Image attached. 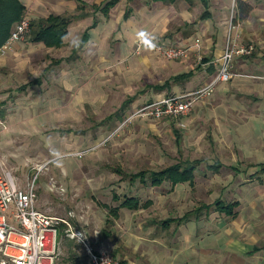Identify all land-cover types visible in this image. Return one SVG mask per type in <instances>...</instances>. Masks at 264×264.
I'll return each instance as SVG.
<instances>
[{
	"label": "crops",
	"instance_id": "obj_1",
	"mask_svg": "<svg viewBox=\"0 0 264 264\" xmlns=\"http://www.w3.org/2000/svg\"><path fill=\"white\" fill-rule=\"evenodd\" d=\"M19 2L26 9L25 17L33 26L46 22L49 17L64 18L68 20L69 25L63 46L59 49L47 48L43 43H34L31 28L27 35L28 45L17 44L14 53L8 55L5 54L8 53L9 47L4 46L0 50V113L3 109V116L9 126L7 132L0 129V148L5 140L8 141L6 134L11 138L14 135L16 139L30 135L28 132L21 133L20 127L14 124L13 117L5 110L9 105L4 94L10 91L24 92L26 87L39 88L41 82L36 78L19 88L16 84L11 85L9 81H4L2 76V73L8 71L9 75L21 78L25 72H19L11 67L10 61H16V57L23 58L26 55L25 48L37 49V52L43 53L39 54L41 76L48 73V77L54 74H58L59 79L61 77V83L59 79L56 82L58 86L55 91L52 82L50 85L49 79L45 77L48 85L45 92L48 96L39 107L46 110L51 108L50 113L57 115L49 119L50 125L80 124L83 120L81 114L84 106H94L100 101L102 103L105 94L112 95L111 92L119 89L116 85L124 81V78L131 79L132 83V89L128 93L130 99L120 107L126 114L128 108L133 113L167 97L196 92L210 83L217 74L218 62L224 54L233 16L236 29L232 35L239 36V44L251 45L255 49L252 57L234 60L233 73L237 76H252L255 79L237 77L230 83L218 85L211 97L194 105L192 112L197 115L203 109L208 110L210 118H217L215 123L222 125L223 138L227 141H244L246 120L248 118L254 121L253 127H247L253 148V158L247 160L253 159L254 162L242 169L241 163L248 162L247 160L240 162L238 167H229L236 176L241 177V181L249 180V184L253 183L255 194L253 198L248 196L250 204L244 207L243 202L225 203L217 200L213 214L219 216L209 215L210 206H205L203 213L196 208L182 216L157 218L148 216L149 220L143 223L142 227L138 226L141 229V236L136 237L137 241L127 240L132 242L131 257H124L120 252L116 257L122 261L118 262L112 257L117 264H264V0H206V5L203 0H177L174 3L151 0H19ZM143 35L152 36L156 43L165 42L177 47H186L195 40H200L201 48L199 52H191L185 59L166 61L161 59L153 48L137 53V42ZM120 62L125 64L120 65ZM6 67L11 68L5 69ZM131 70L132 73L129 75ZM134 85L139 88L138 94H133ZM55 92H60V95H55ZM228 92L232 93L231 97L227 95ZM244 96L252 101H247ZM85 97L91 102L86 101ZM218 98L223 102L214 104ZM142 101L144 103L140 104ZM135 102L137 104L134 106ZM252 103L257 111L253 115H248L245 109ZM102 105L104 104L94 107ZM1 116L2 114L0 118ZM225 117L232 118L231 123L236 126L225 125ZM107 119L109 121L114 119L116 122V127L107 135L113 133L114 137L123 130L124 127L122 130L119 128L121 117L113 114ZM174 120L176 119L141 123L153 129L160 123L170 124ZM64 134L83 138L86 133L79 130L75 134L69 129ZM96 137L100 140L97 134ZM1 164L4 171L6 164L3 157ZM177 164L182 167L194 165L196 167L194 174L199 166L198 160L171 166ZM222 167L221 163H216L208 169L217 174ZM148 172L157 173L142 171L127 175L121 168L115 170V174L122 180L129 179L133 184L139 182L152 189H159L165 184H169L172 190L186 184L190 185L183 183L172 186L165 182L161 186L153 187L148 181L134 178L135 175ZM19 189L27 191L28 186L26 190ZM34 191L36 194L35 188ZM126 199L139 201L140 208L131 210L122 207ZM112 201L118 206L112 208L108 204L95 202L106 210L108 218L105 223L113 227L123 211L134 213L152 206V201L141 204L137 198L128 196L119 198L116 194L112 196ZM217 204L234 205L232 214L219 211ZM114 209L117 210L115 214L110 211ZM134 226L128 222L124 224L121 222L118 226L119 234L130 232ZM122 244L124 243L121 241ZM99 253L110 254L107 251Z\"/></svg>",
	"mask_w": 264,
	"mask_h": 264
},
{
	"label": "rangeland",
	"instance_id": "obj_2",
	"mask_svg": "<svg viewBox=\"0 0 264 264\" xmlns=\"http://www.w3.org/2000/svg\"><path fill=\"white\" fill-rule=\"evenodd\" d=\"M28 38L29 36H25L23 40L10 46L5 55L14 53L17 44L28 45ZM112 46L113 43L111 49ZM24 51L26 55L10 61V66L25 73L19 78L9 75L6 70L5 74L2 73L3 79L21 88L39 78L41 85L39 88L26 87L24 92L10 91L4 94L9 105L5 110L13 117L14 124L20 127V132H28L30 135L16 139L14 135L11 138L6 134L8 141L2 139L4 142L0 148V169L3 157L6 164L4 171L14 178L19 188L26 190L27 186H34L36 189L35 208L68 223L64 228L61 226L59 231V251L55 264H90L87 248L93 253L107 251L118 262L122 261L116 257L118 252L124 254V257H131L132 242L127 240L137 241L136 237L141 236L138 226L142 227L149 220L148 216H182L196 208L203 213L205 206L211 207L208 210L210 216H219L213 214L217 200L225 203L243 202L242 206L248 207V196L253 198L255 194L253 183L249 184V180L241 181V177L236 176L229 167H238L240 162L253 158L251 137L247 130V127H253V120H246L248 125H245L244 141L224 140L222 125L216 124L217 118L211 119L206 109L197 115L193 111L187 117L176 119L170 124L160 123L153 129L142 124L141 119H133L123 125L135 112L132 113L128 108L126 114L125 110H120L121 105L130 99L128 93L132 89L131 79L124 78V81L116 85L119 89L111 92L113 96L105 94L104 101L95 104L104 105L84 106L80 124L50 125L49 119L57 115L50 113L51 108L41 109L39 105L44 104L43 101L48 96L45 92L48 87L45 79H49L50 85L52 82L55 91L58 74L48 77L47 73L41 76L39 54L43 53L29 48ZM121 64L124 65L125 62H120ZM131 73L132 70L129 75ZM237 77L255 79L252 76L236 75L233 80ZM59 82L61 83V77ZM136 93H139V88L134 85L133 94ZM55 95L59 96L60 92ZM227 95L231 97L232 93L228 92ZM85 98L91 102L87 100L88 97ZM218 102L223 101L218 98L214 104ZM143 103L144 101L140 104ZM136 104L137 102L133 105ZM256 111L253 103L245 109L248 115H253ZM3 113L1 109V118L6 125L3 131L7 132L9 126ZM113 114L122 118L119 128H125L114 137L113 133L107 135L116 127L114 119H107ZM231 121L232 118L225 117L224 124L235 127ZM69 129L75 134L84 130L86 134L83 138H76L73 134L64 136V132ZM96 134L100 140H97ZM195 160H198L199 166L194 185L186 184L174 190L169 184L159 189H152L139 182L133 184L129 179L122 180L115 174L117 168L130 175L142 171L157 172L176 163ZM247 161L241 163V169L254 162L253 159ZM216 163H221L223 167L214 174L208 167ZM114 194L119 198H137L141 204L152 201V206L134 213L123 211L114 227L109 226L105 223L108 218L106 210L95 201L115 208L118 204L112 201ZM8 222L18 227L14 220L8 219ZM121 222L135 226L130 232L120 235L118 226ZM73 234H80L83 242L72 238ZM121 241L124 244L121 245Z\"/></svg>",
	"mask_w": 264,
	"mask_h": 264
},
{
	"label": "built area",
	"instance_id": "obj_3",
	"mask_svg": "<svg viewBox=\"0 0 264 264\" xmlns=\"http://www.w3.org/2000/svg\"><path fill=\"white\" fill-rule=\"evenodd\" d=\"M30 20L24 17L12 31L6 47L23 40L30 32ZM223 56L215 78L196 92L186 95L167 97L150 103L133 113L123 125L133 119L158 122L165 119H178L190 114L195 104L211 97L220 84H227L236 76L233 62L237 58H250L254 47L238 43L239 36L232 35L236 29L233 16ZM153 48L156 54L166 61L185 59L191 52H199L200 40H195L186 47H177L165 42L156 43L154 38L143 35L137 42V53ZM0 129L6 125L0 118ZM36 194L34 186L27 191L20 190L10 174L0 169V264H55L59 251V231L61 226H68L65 220L50 217L35 208ZM9 216V218H8ZM14 220L18 227L9 224ZM80 234L72 238L81 240ZM83 242V241H82ZM88 250L91 264H117L108 253H93Z\"/></svg>",
	"mask_w": 264,
	"mask_h": 264
},
{
	"label": "trees",
	"instance_id": "obj_4",
	"mask_svg": "<svg viewBox=\"0 0 264 264\" xmlns=\"http://www.w3.org/2000/svg\"><path fill=\"white\" fill-rule=\"evenodd\" d=\"M153 2L174 3L177 0H151ZM205 5L206 0H203ZM26 9L21 5L19 0H0V50L8 42L12 28L18 24L25 17ZM31 24V21H30ZM68 20L60 17H49V19L39 24L38 26L30 25L33 29V42L43 43L47 48L59 49L63 46L64 39L67 35ZM194 165L182 167L177 164L171 166L160 172L153 173H140L135 175V179H140L144 182L150 183L151 186H161L165 182H169L172 186L177 184L189 183L193 185L195 179ZM216 171V169H214ZM122 207L136 210L140 208L139 201L135 199H126ZM234 205L217 204V209L221 212L231 215ZM115 214L117 210H110ZM116 217V216H115Z\"/></svg>",
	"mask_w": 264,
	"mask_h": 264
}]
</instances>
